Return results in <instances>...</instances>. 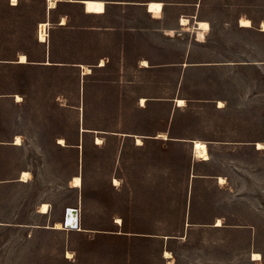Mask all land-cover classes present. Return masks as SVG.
I'll return each instance as SVG.
<instances>
[{
  "label": "rangeland",
  "instance_id": "rangeland-1",
  "mask_svg": "<svg viewBox=\"0 0 264 264\" xmlns=\"http://www.w3.org/2000/svg\"><path fill=\"white\" fill-rule=\"evenodd\" d=\"M104 1L0 0V264H264V0Z\"/></svg>",
  "mask_w": 264,
  "mask_h": 264
},
{
  "label": "bare ground",
  "instance_id": "bare-ground-1",
  "mask_svg": "<svg viewBox=\"0 0 264 264\" xmlns=\"http://www.w3.org/2000/svg\"><path fill=\"white\" fill-rule=\"evenodd\" d=\"M10 1H11V4H16V2H17V0H10ZM58 1L59 0H46L47 9L51 10V9L55 8L57 6ZM75 1L82 4L83 10L87 14H99L100 15V14L105 12L106 3L104 0H75ZM145 8H146V11L148 13H150L153 18H160L162 11H163V4L161 1H148V2H146ZM64 22H66V21H65V18L63 17L61 20V23L64 24ZM188 24H189V21L187 18L182 17L180 19V25L187 26ZM239 24H240V26H244V27H251V25H252L251 21L247 18H240ZM48 25H49V21H47V20L40 23V25H39L38 40L40 42H45V40H46V35H47L46 31H47ZM194 28L199 29V30H208L209 24L206 21L196 20L194 23ZM261 30L264 32V22L261 24ZM19 62L20 63L27 62V58L24 54L19 55ZM141 63L143 66L148 65V63L145 60H143ZM101 65H103V63H101ZM85 71H86L85 73H88L89 72L88 68H85ZM16 98L20 99L19 96H17ZM142 101H144V100H142ZM175 102H176V106L185 105V100L182 98H177L175 100ZM159 136H161L162 139L167 138L165 133L159 134ZM14 140H15L14 143L16 145L21 143L19 136H16ZM136 141L138 144H140L141 138L137 136ZM58 143L64 145V140L62 138H59ZM96 143L97 144L101 143V139L99 137H96ZM191 143H192L191 152H192V155L194 158H196L198 160H202V161L209 160V154L207 152V146L205 145L204 142H201L199 140H192ZM257 148L258 149L261 148V143L257 144ZM30 177H31V174L29 171H22L20 174V180L24 181V182L28 181L30 179ZM218 180L220 183L224 181V179L222 177H220ZM114 182L117 183V180L114 179ZM71 185L75 188H80L82 185L81 177L78 175L74 176L72 181H71ZM48 211H49V205L47 203L43 202L39 205V209H38L39 213L46 214V213H48ZM63 221H64V219H63ZM77 221L78 220H77V217L75 216V214L70 213L67 216L65 223H66V225H68L69 229L70 228L73 229V227L76 226V224H77V228L79 227ZM116 222H119V219L118 220L116 219ZM220 224H221L220 219H217L216 226H218ZM69 226H73V227H69ZM52 228L56 229V230L64 229V223L63 222L62 223L56 222L53 224ZM171 256L172 255L169 251L164 252V257L170 258ZM67 257H70V253H67ZM252 259L253 260L259 259V254L254 252L252 254Z\"/></svg>",
  "mask_w": 264,
  "mask_h": 264
},
{
  "label": "trees",
  "instance_id": "trees-1",
  "mask_svg": "<svg viewBox=\"0 0 264 264\" xmlns=\"http://www.w3.org/2000/svg\"><path fill=\"white\" fill-rule=\"evenodd\" d=\"M15 6H18V4H16ZM22 54H24V53H22ZM25 56H26V58H27V62H23V63H17L18 64V66H21V67H24L25 65H29L28 63L30 62V61H32V60H30V57H29V55L28 54H24ZM48 63H50V62H48ZM57 64H59V63H56L55 65H57ZM49 66H54V65H49ZM103 67H105V64H103L102 65ZM21 94V93H20ZM88 130H83L82 132H87ZM63 139V138H62ZM64 140V139H63ZM165 141H169L168 139H166ZM164 141V142H165ZM64 142H65V144H67V140L65 139L64 140ZM163 142V141H162Z\"/></svg>",
  "mask_w": 264,
  "mask_h": 264
},
{
  "label": "water",
  "instance_id": "water-1",
  "mask_svg": "<svg viewBox=\"0 0 264 264\" xmlns=\"http://www.w3.org/2000/svg\"><path fill=\"white\" fill-rule=\"evenodd\" d=\"M143 5L145 6L146 3H144ZM70 213H74L75 216H76L77 218L79 217V211H78L77 208H68V210L65 211V215H64V221H63V223H65L66 218H67V216H68Z\"/></svg>",
  "mask_w": 264,
  "mask_h": 264
},
{
  "label": "built area",
  "instance_id": "built-area-1",
  "mask_svg": "<svg viewBox=\"0 0 264 264\" xmlns=\"http://www.w3.org/2000/svg\"><path fill=\"white\" fill-rule=\"evenodd\" d=\"M66 210H68V208ZM77 220H78L77 222H78V225H79V217L77 218ZM64 227H65V229H69L68 225H66V223H64ZM69 227H73V226H69ZM76 228H77V224H76V226L73 227V229H76ZM70 229H72V228H70Z\"/></svg>",
  "mask_w": 264,
  "mask_h": 264
},
{
  "label": "crops",
  "instance_id": "crops-1",
  "mask_svg": "<svg viewBox=\"0 0 264 264\" xmlns=\"http://www.w3.org/2000/svg\"><path fill=\"white\" fill-rule=\"evenodd\" d=\"M48 10V9H47ZM49 11V10H48Z\"/></svg>",
  "mask_w": 264,
  "mask_h": 264
}]
</instances>
